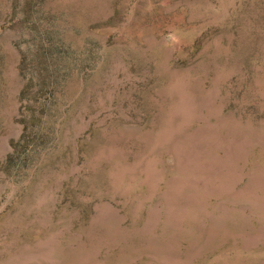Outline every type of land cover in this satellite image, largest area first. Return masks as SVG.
I'll use <instances>...</instances> for the list:
<instances>
[{"label":"rangeland","instance_id":"374dc122","mask_svg":"<svg viewBox=\"0 0 264 264\" xmlns=\"http://www.w3.org/2000/svg\"><path fill=\"white\" fill-rule=\"evenodd\" d=\"M0 264H264V0H0Z\"/></svg>","mask_w":264,"mask_h":264}]
</instances>
